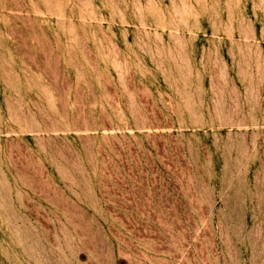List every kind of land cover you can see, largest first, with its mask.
I'll use <instances>...</instances> for the list:
<instances>
[{
  "label": "rangeland",
  "instance_id": "1",
  "mask_svg": "<svg viewBox=\"0 0 264 264\" xmlns=\"http://www.w3.org/2000/svg\"><path fill=\"white\" fill-rule=\"evenodd\" d=\"M0 264H264V0H0Z\"/></svg>",
  "mask_w": 264,
  "mask_h": 264
}]
</instances>
